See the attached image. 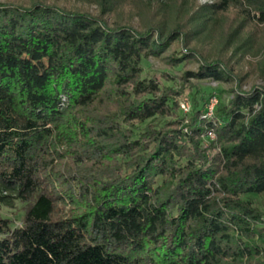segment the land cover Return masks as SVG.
Wrapping results in <instances>:
<instances>
[{"label":"trees","instance_id":"trees-1","mask_svg":"<svg viewBox=\"0 0 264 264\" xmlns=\"http://www.w3.org/2000/svg\"><path fill=\"white\" fill-rule=\"evenodd\" d=\"M91 1L97 16L0 3V206L23 205L18 226L0 215V264H264V207L249 198L264 197V86L231 90L214 120L195 92L184 125L180 90L143 70L178 29L110 23L115 1ZM217 1L189 18L188 55L162 58L200 57L185 81H233L196 47L219 14L264 24V0ZM221 42L220 53L252 43L238 30ZM207 133L220 150L211 160Z\"/></svg>","mask_w":264,"mask_h":264},{"label":"rangeland","instance_id":"rangeland-1","mask_svg":"<svg viewBox=\"0 0 264 264\" xmlns=\"http://www.w3.org/2000/svg\"><path fill=\"white\" fill-rule=\"evenodd\" d=\"M38 0H0V3H12L16 5L26 6ZM47 1L51 4L59 5L66 9L81 10L89 12L97 16L99 8L95 2L91 0H39ZM113 12L106 16V20L110 23L119 22L122 25H129L138 27L142 25V20H150L153 25L158 21L167 20V28H177L180 32V39L172 42L169 51L162 55L161 58H148L143 63V70L145 74L154 76L157 80L167 86L180 90V94L176 99L179 115L184 119V125L189 121L193 110V98L198 100L200 96L204 100H198L200 106L203 107L205 113H208L211 108L210 120H214L215 110L222 106L231 98V90H241L242 92H249L254 87L264 86V24H256L254 22L245 21L240 16V12L234 8H230L227 12L221 13L218 16V24L209 31L210 38L207 44H197L196 41L192 45H196L198 51L209 60H220L223 58L224 65L228 70L232 69L234 78L232 82H215L212 80H196L188 78L186 81L183 78L185 72H196L199 66L198 60L184 59L180 65L172 67L169 61L162 58H168L174 55L176 59L185 58L188 55L189 37L193 38L194 30L192 25H187L189 18L199 12L204 6L211 5L217 0H114ZM165 18V19H164ZM146 22V21H144ZM184 25L183 29L180 26ZM179 26V27H178ZM238 30L243 35V38L250 35L249 43L241 52L226 53L223 51L221 37ZM198 30L197 32H199ZM207 32V31H205ZM204 33V31H200ZM188 47V48H187ZM196 57V56H195ZM33 71L39 74L44 63L33 64ZM168 80H167V79ZM200 92L199 94H193ZM193 94V96H192ZM187 100L188 110L183 111L180 108V103ZM186 132L187 129H184ZM200 142L204 155L211 160L216 153H218L219 146L215 144L214 135L210 137L207 133L205 136H200ZM254 206L263 208L264 197L250 196L249 197ZM64 213L68 212V208L61 209ZM57 214L60 216L62 214ZM0 215L12 220L14 225H20V220L23 215V205L16 202L13 208L0 206Z\"/></svg>","mask_w":264,"mask_h":264},{"label":"built area","instance_id":"built-area-1","mask_svg":"<svg viewBox=\"0 0 264 264\" xmlns=\"http://www.w3.org/2000/svg\"><path fill=\"white\" fill-rule=\"evenodd\" d=\"M187 102H188L187 100H184L179 105L180 108H181V110H183L184 112L188 110V104H187ZM208 114L211 115V108H209L208 113L205 114V117L208 118V119H210ZM208 134L210 135V137L213 136L212 133H208Z\"/></svg>","mask_w":264,"mask_h":264}]
</instances>
